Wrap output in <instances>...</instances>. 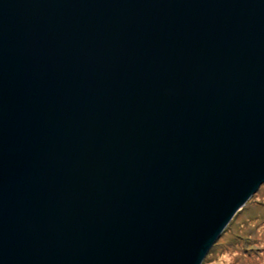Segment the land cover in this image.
I'll list each match as a JSON object with an SVG mask.
<instances>
[{"label":"water","instance_id":"obj_1","mask_svg":"<svg viewBox=\"0 0 264 264\" xmlns=\"http://www.w3.org/2000/svg\"><path fill=\"white\" fill-rule=\"evenodd\" d=\"M264 185V0H0V264H202Z\"/></svg>","mask_w":264,"mask_h":264},{"label":"trees","instance_id":"obj_2","mask_svg":"<svg viewBox=\"0 0 264 264\" xmlns=\"http://www.w3.org/2000/svg\"><path fill=\"white\" fill-rule=\"evenodd\" d=\"M263 189L261 185L234 215L202 264L222 254L231 255L235 264H264V198L260 196Z\"/></svg>","mask_w":264,"mask_h":264},{"label":"rangeland","instance_id":"obj_3","mask_svg":"<svg viewBox=\"0 0 264 264\" xmlns=\"http://www.w3.org/2000/svg\"><path fill=\"white\" fill-rule=\"evenodd\" d=\"M263 191H264V189L262 190V192ZM262 192H261V195L260 196H261V198H264V192L263 193ZM258 196H259V194L257 195V197ZM209 258H211V257H209ZM205 264H235V263H233V259H232L231 255H229V254H222V255L218 256L217 258H215V259H212L211 258L209 261L207 260L205 262Z\"/></svg>","mask_w":264,"mask_h":264}]
</instances>
